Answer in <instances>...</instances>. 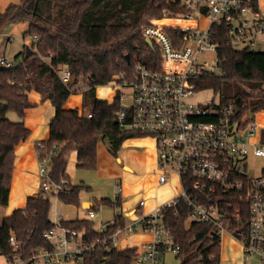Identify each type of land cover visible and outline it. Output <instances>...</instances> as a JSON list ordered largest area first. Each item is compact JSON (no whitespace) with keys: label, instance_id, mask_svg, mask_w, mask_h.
Returning a JSON list of instances; mask_svg holds the SVG:
<instances>
[{"label":"trees","instance_id":"1","mask_svg":"<svg viewBox=\"0 0 264 264\" xmlns=\"http://www.w3.org/2000/svg\"><path fill=\"white\" fill-rule=\"evenodd\" d=\"M250 6L260 12L258 0H250ZM189 11L184 0H20L10 3L0 13L1 30L28 23V30L22 34L24 40L39 38L32 40L30 46L24 45L16 56V61L21 59L19 63L10 68L0 67V207H6L9 202L15 150L30 135L24 119L26 111L36 104L29 100L28 94H40L42 102L50 101L56 109L49 124V139L36 144L39 161L50 159L52 183L69 181L58 199L67 205L81 206L79 195L88 188L72 184L66 173L71 153H78L79 169L95 171L100 144L117 159L126 141L144 137L119 128L118 117L123 108L120 93L110 103L97 98V87L114 82L130 83L135 77L137 63L150 70H159L160 52L156 46L151 48L145 43L144 28L151 20L177 17ZM160 23L184 24L178 21ZM167 31L178 45L181 44L182 31L172 28ZM212 34L218 43L219 72L199 78L197 90H212L219 95L222 106L234 104L240 110V117L248 111H262L264 52L248 47L237 49L226 25L214 26ZM60 66L67 67L71 73L68 83L59 77ZM76 93L83 95L81 110L65 109L70 96ZM253 96L260 101L248 102ZM9 114L17 115L18 120H11ZM261 136L264 142V131ZM46 194L40 190L37 196L28 198L24 208L4 218L0 226L1 256L12 262L22 260L34 264V252L53 249L45 233L59 226L74 229L83 235L85 242L96 244L95 252L85 253L81 264L133 263L136 248L119 250L114 247V235L124 224V218H117L116 224L107 225L102 233L87 219L60 220L56 224L50 218L51 201ZM242 198L245 199L243 193ZM100 203L115 208L121 206L120 202L107 199ZM232 203L233 207L246 204L240 200ZM97 206L95 204L93 209ZM165 214L166 225L181 247L177 255L181 264H221V238L208 235L211 226L200 222L188 225L189 214L184 205L168 209ZM248 219L246 215L232 222L233 228L246 232ZM12 235L19 244L16 251L9 244Z\"/></svg>","mask_w":264,"mask_h":264},{"label":"built area","instance_id":"2","mask_svg":"<svg viewBox=\"0 0 264 264\" xmlns=\"http://www.w3.org/2000/svg\"><path fill=\"white\" fill-rule=\"evenodd\" d=\"M185 5L190 10L188 13L163 18L184 24H161L163 19H157L144 28L145 39L160 52L161 67L150 70L143 64H136L134 79L125 83L133 91L132 103L129 107L123 106L118 117L121 130L154 141L157 185L169 184L176 178L177 192L150 215L138 210L124 215L119 210L121 206L116 207L111 222L94 228L102 233L107 225H115L117 218H124V224L114 235V247L117 248L115 240L119 234L144 231L153 238L136 247L137 255L132 264H164L165 253L177 256L181 250L166 225L165 212L184 205L188 209V225L200 222L211 226L208 235L212 238L230 234L241 244L246 262L264 264V173L250 177L246 171L251 151L257 157H264L257 113L248 111L240 117V110L234 104L222 106L219 100L202 106L192 101L198 91L196 81L208 73L219 72L218 43L212 28L226 25L234 45L239 42L243 48L264 52V18L250 6V0H186ZM201 21L206 22L204 28L200 26ZM168 28L182 31L181 44L169 35ZM38 39L34 36L32 40ZM211 52L216 59L209 63L205 57ZM14 65L5 57L0 58V67ZM58 74L64 83L71 80V73L65 66L59 67ZM120 99L122 102L123 94ZM51 165L50 159L39 161L40 190L58 197L69 181L52 183ZM116 189L114 203L121 202L122 184ZM238 200L246 204L233 207L232 202ZM145 204V199L139 201L140 208ZM246 215L249 217L246 232L233 228L232 222ZM95 217V212H88V220ZM132 217L131 221H126ZM44 237L53 244V249L34 252V264L40 258L45 264H62V259L81 263L85 253L96 250L95 243L85 242L83 235L74 229L57 226ZM9 244L14 251L19 249L13 235ZM6 261L27 264L22 260Z\"/></svg>","mask_w":264,"mask_h":264},{"label":"rangeland","instance_id":"3","mask_svg":"<svg viewBox=\"0 0 264 264\" xmlns=\"http://www.w3.org/2000/svg\"><path fill=\"white\" fill-rule=\"evenodd\" d=\"M20 0H12V2H18ZM186 1V0H184ZM8 2V0H0V8H3L5 4ZM258 3L260 5V8L264 14V0H258ZM157 19L151 20L155 21ZM161 21H172V20H160ZM206 25L205 21L200 22V26L204 28ZM22 24H15L8 26L4 29H0V58L5 57L8 62L11 63H19V60L16 61V56L18 53L23 49L24 45H26V41L31 42V38H27L24 40L22 36ZM9 40V42H8ZM32 44V43H31ZM235 47L237 49L243 48L242 43H236ZM209 63L214 62L216 59V55L214 53H208L206 57ZM262 88L264 89V84L262 85ZM97 94L99 95V99H104L109 101L110 103L113 102L116 94L119 92L120 94H123V100H122V106L129 107L132 103L133 98V91L127 84H120L118 82L111 83L108 86H101L97 87L96 89ZM82 93H76L72 94L70 96V101H74L79 96H81ZM83 96V95H82ZM219 95L215 94L212 90H204V91H197L192 101L195 104H200L202 106L208 105L210 103H218L219 102ZM248 102L254 104L258 103L260 101L259 97H250L247 99ZM77 109V108H73ZM69 109V110H73ZM251 116H253L252 112ZM258 116H256L257 121L260 123L261 135L264 131V109L257 113ZM9 118L13 121H17L18 117L15 114H9ZM144 139V140H141ZM137 139L135 138L133 141H131V144L128 146H124L122 148V153L120 154L121 162L119 161V158L115 159L114 157L110 156L108 151L106 150L104 144H101L100 148H98V158H100L101 165L97 168L95 171H89L84 169L76 168V175L72 176L71 179L74 184L85 185V188H89L88 191L84 190L81 193L80 202L88 200L92 201L98 206L96 207V210H92L95 212L96 217L92 219V222L94 223V227H100L102 225V222H106L109 220H113L114 218V207L110 205H104L100 203L102 199L110 200L111 202H114V199L117 195V185L123 184V187H126L121 198L122 202L126 203V207H128V211H125L123 209H119L123 212L124 215L135 212L137 209L144 215H150L152 212L157 208L154 207L151 210H147V204L144 207H139V201L146 198L149 200L150 198L147 196L149 189L151 188H157V179L158 175L157 173L153 171H149L148 173H141L138 168H134V172H128L124 169L128 156L137 158L140 154H145L146 157L153 158L155 155L154 149H153V142L151 139L148 138H141ZM264 143V142H263ZM100 156V157H99ZM247 167V174L250 177H258L264 173V157H257L254 155V153L251 151L249 154L248 160L246 161ZM147 179V182H153V185L146 186L145 181ZM41 183V181H40ZM177 181L174 180V182L170 185L171 189H173V196H175L177 190L175 189V186ZM142 184V185H141ZM164 186V185H162ZM169 194V192L167 193ZM47 198L51 201V211H50V218L54 223H58L60 221V217H63L64 220L67 219H82V217L88 216V210L84 209L81 206H74V205H68L63 208L61 205V202H59V199L57 196H53L49 193L46 194ZM172 196V194H171ZM172 196V197H173ZM171 199V198H170ZM148 203V202H147ZM125 207V206H124ZM5 208V207H4ZM3 209V207H1ZM5 210V209H3ZM131 215V214H129ZM127 218L126 221L129 222L133 219ZM4 220V216L0 217V226L2 225ZM88 220V219H87ZM142 240H141V238ZM149 236V239L148 237ZM151 235L144 232V231H137L132 233H121L117 236L115 242L117 248L123 247L125 245H131V243H138V247H141L143 244L150 241ZM147 239V240H146ZM149 240V241H148ZM231 240L234 242V251H239V248H241V244L236 241L230 234H225L221 238V245L225 247L231 246L229 242ZM141 241V242H140ZM231 249L228 247L227 253L228 256H231ZM164 264H181V260L177 258L175 253L168 252L164 254L163 258ZM0 264H8L4 256H0ZM36 264H45L44 260L42 258L39 259V261ZM62 264H81L76 263V260L73 261H67L65 259H62ZM222 264L223 261H222ZM243 264H251L250 262L243 261Z\"/></svg>","mask_w":264,"mask_h":264},{"label":"crops","instance_id":"4","mask_svg":"<svg viewBox=\"0 0 264 264\" xmlns=\"http://www.w3.org/2000/svg\"><path fill=\"white\" fill-rule=\"evenodd\" d=\"M10 3H12V0H8V2L5 4V6L3 8H0V13H2ZM259 8H260V5H259ZM260 12L262 14V17L264 18V14H263L261 8H260ZM21 24L23 25V28H22V34H23L24 32H26L28 30L29 24L28 23H21ZM8 42H9V40H8ZM26 43H27L26 45L30 46L32 41L31 42L26 41ZM28 96H29V100L32 103L36 104V107L28 109L26 111V117L24 119V123H25L26 127L30 130V135H29L28 139L26 141L22 142L15 150V163H14L13 178H12V183H11L9 202H8V205L5 208H3L5 210L1 209V207H0V217L4 216V218L12 215L15 210L20 209V208H24L27 204L28 198L33 197V196H37V194L39 193V191H40L39 157H38V153H37V149H36V144L40 141H44V140L49 139V137H50V126H49V124H50V121L56 115V109L52 105V103L50 101L42 102L40 94H38L36 92H31L28 94ZM96 96H97V98L99 97L97 92H96ZM69 99L64 106L65 109L78 108L81 110L82 102H83V96L82 95L79 96L77 99H75L72 102ZM137 139H141V138H137ZM148 139H150V138H148ZM133 140L134 139H130V140L126 141L124 143L123 147L130 145L131 141H133ZM141 140H144V139H141ZM152 142H153V149L155 152V155H153L154 156L153 158L146 157L145 154H143V155L140 154L137 158H134V157L132 158V157L128 156L127 163H126L124 169L127 170L128 172H131V173L134 172V170H135L134 168H138L141 173H148L149 171H153V170L156 172L157 156H156V149H155L154 141L152 140ZM100 146H101V144H100ZM100 146H99V148H100ZM121 153H122V149L119 151V157H120ZM119 161L121 162L120 158H119ZM100 165H101V163H100V158H99L98 167ZM77 166H78V153L72 152L70 155V158H69V163H68L67 172H66L67 175L70 177V179L72 176L76 175L75 170H76ZM174 180L177 181V179L174 178L172 180V182L169 184L171 185L174 182ZM71 182H72V184H74L72 179H71ZM146 182H147V179H146L145 183H143L146 186L154 184V181L148 182V183H146ZM177 183H178V181H177ZM169 184H166L164 186H162V185L157 186L156 189L155 188L149 189L150 191L148 192L147 196L150 199L148 200L146 198V204H147V210L148 211L154 207H158V206L164 204L167 200L172 198L173 189H171ZM122 186H123V184H122ZM125 188L126 187H123V192H124ZM84 190L88 191L89 188L84 189ZM84 190H82L81 193ZM168 192H169V194H167ZM81 193H80L79 197L82 198L84 196H81ZM171 194H172V196H171ZM59 202H61V205L63 206V208H65V206H68L67 204L63 203L60 200H59ZM84 202L93 203L94 204L93 206H95V203L92 202L91 200L90 201L85 200V201H82V207H83ZM120 204H121V209L128 211V207H126L127 204L122 202V199H121ZM93 206L90 208H84V207L83 208L87 209L90 212L92 210H96V209H93ZM114 209H115V207H114ZM137 210H139V209H137ZM114 212H115V210H114ZM59 218H60V220H64L63 217L59 216ZM82 219H86V217H84V218L82 217ZM74 220H77V218L76 219H67L66 221H74ZM111 221L112 220L102 222V225H106ZM147 237L149 239V236H147ZM150 237H151V239H150V241H151L153 236L151 235ZM141 240H142V238H141ZM228 243H230L231 246H226V245H225V247L222 246L221 264H222V261L224 264H243L244 256H243L242 246H241V248H239V251H236V250L234 251V242L231 240V242L228 241ZM138 246H139L138 243H131V245H125V246L117 248V249L124 250V249H128V248H136ZM228 247L231 249L230 250L231 256H228V253H227Z\"/></svg>","mask_w":264,"mask_h":264},{"label":"water","instance_id":"5","mask_svg":"<svg viewBox=\"0 0 264 264\" xmlns=\"http://www.w3.org/2000/svg\"><path fill=\"white\" fill-rule=\"evenodd\" d=\"M145 43L148 45V46H150L151 48H153L154 46H153V43L149 40V39H145ZM128 59V58H127ZM94 204L93 203H88V202H84L83 203V207L84 208H90V207H92Z\"/></svg>","mask_w":264,"mask_h":264}]
</instances>
